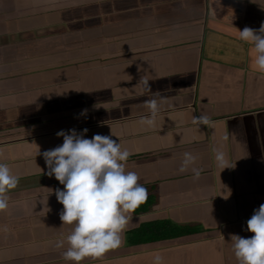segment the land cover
Here are the masks:
<instances>
[{"label":"crops","instance_id":"0c3cea01","mask_svg":"<svg viewBox=\"0 0 264 264\" xmlns=\"http://www.w3.org/2000/svg\"><path fill=\"white\" fill-rule=\"evenodd\" d=\"M0 5V162L18 177L0 210V264H73L56 246L70 230L54 195L63 185L41 153L62 142L57 130L84 127L129 149L125 169L147 198L119 247L78 264H153L157 252L160 264H236L230 234L250 236L244 222L264 202V73L238 30L259 27L264 0ZM201 114L210 123L197 127ZM184 152L196 160L181 171Z\"/></svg>","mask_w":264,"mask_h":264},{"label":"clouds","instance_id":"9594fccd","mask_svg":"<svg viewBox=\"0 0 264 264\" xmlns=\"http://www.w3.org/2000/svg\"><path fill=\"white\" fill-rule=\"evenodd\" d=\"M239 40L251 45L253 64L264 73V20L253 29L244 26L238 30ZM145 88L150 87L147 80ZM148 114L139 118L143 126L151 127L158 111L155 98L145 101ZM86 110L81 109L80 115ZM193 122L210 123L207 115L192 117ZM86 127L57 130L54 134L62 142L45 149L41 156L45 165V175L54 177L62 188L54 190L55 199L62 206L58 210L61 223L70 225V230L56 241V246L65 245L61 255L73 264L86 257H99L109 249L122 243V232L131 220V213L147 198V189L138 183V175L125 169V161L130 155L127 147H122L113 134L93 133L85 136ZM214 160L220 169L225 164L224 153L213 149ZM196 156L184 152L179 169L185 170L193 164ZM193 177L200 169L191 167ZM18 177L10 171L6 163L0 162V210L8 207L7 190L13 188ZM51 191H53L51 189ZM50 191V192H51ZM244 231L250 236L230 234L232 255L236 264H264V202L253 208L246 219ZM153 264H160L157 252L152 257Z\"/></svg>","mask_w":264,"mask_h":264},{"label":"rangeland","instance_id":"374dc122","mask_svg":"<svg viewBox=\"0 0 264 264\" xmlns=\"http://www.w3.org/2000/svg\"><path fill=\"white\" fill-rule=\"evenodd\" d=\"M16 6H20V4H19V3H17V4H16ZM0 7H2V5H0ZM1 17H3V15H2V14H0V18H1Z\"/></svg>","mask_w":264,"mask_h":264},{"label":"trees","instance_id":"16d2710c","mask_svg":"<svg viewBox=\"0 0 264 264\" xmlns=\"http://www.w3.org/2000/svg\"><path fill=\"white\" fill-rule=\"evenodd\" d=\"M157 237H159V236H157Z\"/></svg>","mask_w":264,"mask_h":264}]
</instances>
